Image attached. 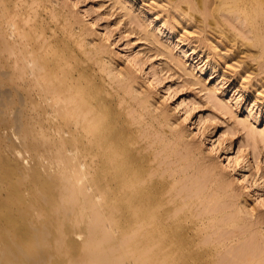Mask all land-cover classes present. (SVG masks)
Returning a JSON list of instances; mask_svg holds the SVG:
<instances>
[{
	"label": "rangeland",
	"instance_id": "374dc122",
	"mask_svg": "<svg viewBox=\"0 0 264 264\" xmlns=\"http://www.w3.org/2000/svg\"><path fill=\"white\" fill-rule=\"evenodd\" d=\"M217 1L0 0V41L86 75L169 214L216 258L264 264V0ZM58 226L44 264H98L97 238ZM109 234L97 244L132 260L128 235Z\"/></svg>",
	"mask_w": 264,
	"mask_h": 264
},
{
	"label": "bare ground",
	"instance_id": "6f19581e",
	"mask_svg": "<svg viewBox=\"0 0 264 264\" xmlns=\"http://www.w3.org/2000/svg\"><path fill=\"white\" fill-rule=\"evenodd\" d=\"M34 52L0 41V264H44L54 222L78 223L63 235L72 229L89 241L97 238L86 246L98 264L136 263V256L140 264L251 261L216 258L219 245L199 244L190 225L169 214L163 191L149 182L119 137L96 84L72 69L58 74L57 62L39 60ZM55 208L63 209L56 221ZM86 223L98 228L92 231ZM116 231L128 235L132 260L121 249L123 259L115 262L112 244H97L109 242V232ZM75 242L65 246L76 247Z\"/></svg>",
	"mask_w": 264,
	"mask_h": 264
}]
</instances>
